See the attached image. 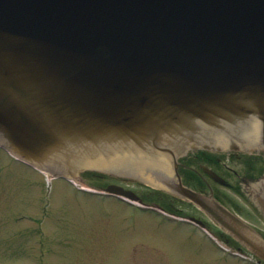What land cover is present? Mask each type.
I'll return each instance as SVG.
<instances>
[{"label":"water","instance_id":"water-1","mask_svg":"<svg viewBox=\"0 0 264 264\" xmlns=\"http://www.w3.org/2000/svg\"><path fill=\"white\" fill-rule=\"evenodd\" d=\"M238 132L264 148V0H0V143L17 155L102 187L120 176L96 167L163 169ZM186 195L264 260L257 232Z\"/></svg>","mask_w":264,"mask_h":264},{"label":"rangeland","instance_id":"rangeland-1","mask_svg":"<svg viewBox=\"0 0 264 264\" xmlns=\"http://www.w3.org/2000/svg\"><path fill=\"white\" fill-rule=\"evenodd\" d=\"M45 175L0 148V264H254L222 251L206 232ZM224 201L264 232L248 200Z\"/></svg>","mask_w":264,"mask_h":264},{"label":"flooded vegetation","instance_id":"flooded-vegetation-1","mask_svg":"<svg viewBox=\"0 0 264 264\" xmlns=\"http://www.w3.org/2000/svg\"><path fill=\"white\" fill-rule=\"evenodd\" d=\"M229 141L231 143L212 145L203 140L202 144L198 143L194 147L182 151L173 150L169 164L165 168L144 170V176H151L152 185H148L150 182L143 180L139 173L108 168L106 172L120 176V179L105 178L102 188L117 187L121 192L127 193L129 198L106 193L104 200H118L122 206L135 207L137 208L135 210L140 212L144 210L142 207L125 200H138L143 204L157 205H160L158 204L160 202L173 212L182 211L183 216L192 217L207 225L205 218L200 214L194 211L191 213L186 207L184 209L176 206L173 201H167L180 200L185 202L187 208L190 204L192 210L197 208L204 213L197 203L182 194L185 190L194 192L200 200L218 201L226 207L228 206L224 200H248L249 204L256 205L262 217L260 219H264V148L259 142L249 139L240 132L231 134ZM132 184L142 189L135 190ZM158 191L162 194L157 195Z\"/></svg>","mask_w":264,"mask_h":264}]
</instances>
